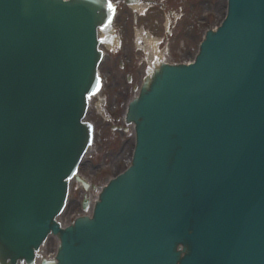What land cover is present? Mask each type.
Returning <instances> with one entry per match:
<instances>
[{
	"label": "water",
	"instance_id": "95a60500",
	"mask_svg": "<svg viewBox=\"0 0 264 264\" xmlns=\"http://www.w3.org/2000/svg\"><path fill=\"white\" fill-rule=\"evenodd\" d=\"M110 15L107 0H0V264H32L50 233L41 264H264V0H228L194 63L157 70L128 107L131 165L92 218L55 222Z\"/></svg>",
	"mask_w": 264,
	"mask_h": 264
},
{
	"label": "rangeland",
	"instance_id": "374dc122",
	"mask_svg": "<svg viewBox=\"0 0 264 264\" xmlns=\"http://www.w3.org/2000/svg\"><path fill=\"white\" fill-rule=\"evenodd\" d=\"M158 4V8L144 11L138 16L132 7L122 4L119 8L116 4L119 9L114 11L109 27L111 31L104 36L100 33L101 49L104 52L99 65L102 88L89 100L86 120L93 126V140L78 169V173L86 180L95 181L96 188L120 172L130 159L132 134L129 126L127 125L125 132L116 127L110 128V124L112 121L119 123L115 118L120 117L126 103L135 96L133 86L137 85V79L149 72L144 67L141 53L135 49L134 35L142 30L151 37L158 38L171 29L173 43L169 56L173 57L169 61H188L195 54L203 32L213 28L225 11V0H170L166 5ZM169 8L171 17L168 15ZM154 20L160 26L156 33L153 30ZM167 21L173 23L174 27L170 26L166 30L163 24ZM125 31L127 36L122 34ZM119 33L122 34V39L121 47L118 48L116 38ZM150 42L154 45L151 40ZM163 48L164 45L159 46V49ZM125 57L135 61V73L131 74L130 82L125 81V71L119 72L117 67V61L124 60ZM136 69L141 76H136ZM91 191H82L78 183L72 182L61 218L72 220L75 215L80 214L78 210L81 199L86 195L90 197Z\"/></svg>",
	"mask_w": 264,
	"mask_h": 264
},
{
	"label": "bare ground",
	"instance_id": "6f19581e",
	"mask_svg": "<svg viewBox=\"0 0 264 264\" xmlns=\"http://www.w3.org/2000/svg\"><path fill=\"white\" fill-rule=\"evenodd\" d=\"M100 33L103 34V36L107 33V28H100ZM146 49H149V43H146ZM155 60V59H154ZM155 63H152L151 66H154ZM63 215V213L60 215V217Z\"/></svg>",
	"mask_w": 264,
	"mask_h": 264
}]
</instances>
